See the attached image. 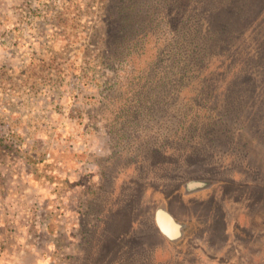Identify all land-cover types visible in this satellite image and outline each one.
<instances>
[{
    "label": "rangeland",
    "instance_id": "374dc122",
    "mask_svg": "<svg viewBox=\"0 0 264 264\" xmlns=\"http://www.w3.org/2000/svg\"><path fill=\"white\" fill-rule=\"evenodd\" d=\"M0 264H264V0H0Z\"/></svg>",
    "mask_w": 264,
    "mask_h": 264
},
{
    "label": "water",
    "instance_id": "95a60500",
    "mask_svg": "<svg viewBox=\"0 0 264 264\" xmlns=\"http://www.w3.org/2000/svg\"><path fill=\"white\" fill-rule=\"evenodd\" d=\"M194 186H202V183H195ZM156 222L160 231L170 240H175L181 236L180 225L165 210L159 209L156 213Z\"/></svg>",
    "mask_w": 264,
    "mask_h": 264
},
{
    "label": "trees",
    "instance_id": "16d2710c",
    "mask_svg": "<svg viewBox=\"0 0 264 264\" xmlns=\"http://www.w3.org/2000/svg\"><path fill=\"white\" fill-rule=\"evenodd\" d=\"M21 157H22V159H24V162H25L27 167H30L32 165V163L28 161L26 154H21Z\"/></svg>",
    "mask_w": 264,
    "mask_h": 264
},
{
    "label": "flooded vegetation",
    "instance_id": "af4514ba",
    "mask_svg": "<svg viewBox=\"0 0 264 264\" xmlns=\"http://www.w3.org/2000/svg\"><path fill=\"white\" fill-rule=\"evenodd\" d=\"M175 220V219H174ZM176 221V220H175ZM177 224H179L178 222H177ZM180 225V224H179ZM180 231H181V225H180Z\"/></svg>",
    "mask_w": 264,
    "mask_h": 264
}]
</instances>
